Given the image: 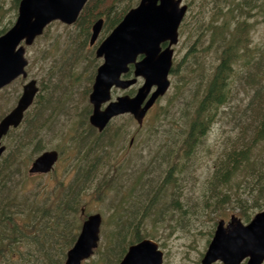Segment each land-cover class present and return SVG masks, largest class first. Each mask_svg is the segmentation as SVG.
Listing matches in <instances>:
<instances>
[{
    "label": "trees",
    "instance_id": "1",
    "mask_svg": "<svg viewBox=\"0 0 264 264\" xmlns=\"http://www.w3.org/2000/svg\"><path fill=\"white\" fill-rule=\"evenodd\" d=\"M119 1H87L76 22L82 25V43L90 38L96 20L105 19L107 34L135 3L119 6ZM188 11L191 17L182 23L181 34L187 32L191 44L181 63L189 71L193 64L202 69L194 81V97L186 103L178 139L169 143L165 154L154 156L150 151L152 158L143 165L146 173L135 178L132 186H118L123 179H117L128 171L124 161L115 167L107 161L110 151L106 145L96 151L90 147L94 136L99 139L104 134L93 126V137L75 139L71 149L75 162L68 185L20 186L9 175V157H5L0 162V264H65L67 251L76 242L85 219L82 209H87V198L92 196L102 202L110 200L114 229L107 236V246H99L89 263L118 264L131 244L154 238L146 230L147 220L154 227L159 221L187 225L191 206L182 202V193H176L199 180L193 166L203 150L213 161L202 186L206 207L218 208L216 204L224 200H235L240 209L237 216L246 221L254 211L264 210V36L259 40L254 37L257 25L264 23V0H192ZM3 25L0 23V35L10 28ZM181 63L173 65L174 77L181 76ZM40 98L39 92L36 102ZM58 101L57 106L63 105L61 98ZM53 103L51 100L48 113L39 110L41 118L29 110L20 127L11 129L7 136L12 152L30 148V159L45 149L41 133L45 126L41 124L54 116ZM172 104L171 100L169 110ZM217 126L219 139L209 145ZM87 130L86 126L83 132ZM160 157L165 169L160 164L154 167ZM145 177H149L147 182Z\"/></svg>",
    "mask_w": 264,
    "mask_h": 264
},
{
    "label": "rangeland",
    "instance_id": "2",
    "mask_svg": "<svg viewBox=\"0 0 264 264\" xmlns=\"http://www.w3.org/2000/svg\"><path fill=\"white\" fill-rule=\"evenodd\" d=\"M130 1L136 3H133L132 7H134L140 0H120L117 4L125 6ZM190 1L192 0H184L188 5ZM19 2L20 0H0V23L4 24L2 27L7 25L11 27L15 23L18 16ZM189 12H187L183 23L187 17L190 20L191 14ZM105 35L107 36L108 33L106 34V30L103 28L99 41L104 39ZM187 35V32L182 35L180 28L179 42L174 45L173 65L181 63L186 55L191 44V40L187 38ZM263 36L264 23H259L254 31V37L259 40ZM81 40L83 41L81 24L67 25L61 21L51 23L43 35L38 37L33 45L27 47V56L30 61L28 77H20L0 90V115L2 113L7 114L14 108L22 93L24 83L31 78L38 81L41 94V98L30 109L34 115H39V110L43 109L44 112L48 113L51 110L49 107L51 100L55 103H53L56 111L54 116L41 124L45 126L41 132L44 137V150L29 159L30 148L24 149L21 153L20 151L12 152L8 147L10 146V136L3 138L7 150L1 161H4L5 157H9L6 163V166L10 169L9 175L13 176L20 186H58L60 182H65L68 185L72 179L71 171L75 162L71 149L75 144L76 137L82 135L84 138H91L95 135L89 122V116L92 113L89 95L92 91L97 68L103 62V58L96 56V45L90 46L89 38L85 44ZM184 64L181 63L179 67L180 77H174L170 73L171 86L168 92L148 111L142 126H139L130 114H124L114 118L99 139L95 136L92 138L90 147L95 148V151L106 145V149L110 151V158L107 161L111 165L117 167L118 164L124 161L127 166L126 175L117 179H123V183L121 184L120 181L118 186H132L135 178L142 172L146 173L147 168L143 165L145 163L149 164L152 158L150 151H153L151 154L154 156L165 154L170 149L169 143L178 139L177 135L184 127L186 103L194 97V81L196 75L202 69V66L197 67L193 64L190 71L196 70V72L192 73L186 70ZM142 83L143 79L140 78L138 83L131 89L114 88L112 96L115 98L118 95H132ZM177 83L179 86L176 89L175 85ZM56 88L57 90L53 91ZM59 98H61L63 105L59 103L57 106ZM43 100L45 101L42 102ZM171 100L173 104L169 110L168 103ZM47 101L48 104H46ZM154 114H157L155 118ZM86 126L89 127V130L84 133ZM158 127L157 134L152 136L154 129ZM219 132L217 126L208 140L209 145L217 143ZM132 139L133 145L130 146ZM154 141L158 142L156 145L150 146L149 143H154ZM93 142L95 145H92ZM52 149L60 152V160L56 168L49 174L31 175L28 170L33 160L43 151ZM162 159L160 157L154 163V167H159L158 164H160L161 168L165 169V163ZM210 165H213V161L209 153L203 150L193 166L195 176L197 174L199 180H194L192 186H182V192L176 193V196L182 193V202H187L191 206L189 210L190 219L187 220V225L183 222L177 224L176 221H173L172 225L161 224L162 222L159 221L154 227L152 222L147 220L146 230L153 233L154 238L152 239L158 242L159 248L164 252L162 264H201V259L214 235L218 221L225 219L228 222L233 214L240 216V209L235 200L231 202L224 200L220 205L216 204L218 208H215V206L206 207L202 196V186L210 176ZM5 170L7 169H4L3 172ZM148 180L149 177H145L144 181L147 182ZM225 190L229 189L226 188ZM210 200L212 203L215 201L214 199ZM87 202L84 217L87 214L97 212L103 216L99 246L105 248L108 244L107 236L114 229L113 219L111 220L110 217L111 211L108 209L110 200L105 199L102 202L92 196L87 198ZM257 212L259 210L252 213L249 221L244 219L242 221L246 224L249 223ZM177 217L178 213L174 218L177 219ZM95 257L94 252L83 264L86 262L91 264L89 262ZM100 264H103V262L101 261ZM213 264L224 263L217 261ZM242 264H246V261Z\"/></svg>",
    "mask_w": 264,
    "mask_h": 264
},
{
    "label": "water",
    "instance_id": "3",
    "mask_svg": "<svg viewBox=\"0 0 264 264\" xmlns=\"http://www.w3.org/2000/svg\"><path fill=\"white\" fill-rule=\"evenodd\" d=\"M88 0H21L13 26L0 35V90L18 77H27L29 60L25 45H31L53 21L66 24L77 21ZM188 6L183 0H140L120 23L99 44L96 56L104 59L98 67L90 102L93 111L90 123L103 130L115 116L130 113L141 125L156 100L170 87L169 74L173 65L174 48L179 41V27ZM104 19L92 27L93 45L103 28ZM25 43L22 44V43ZM167 45L163 48V44ZM140 57V59H138ZM133 65V77L122 75ZM139 77L144 83L134 96L129 94L112 99V89H127ZM39 90L37 80L23 85L16 106L0 120V157L6 150L2 138L11 128H17ZM105 107H103V105ZM59 152L47 150L32 162L29 172L48 173L53 170ZM84 212V210L82 211ZM102 215L93 213L84 220L75 244L67 252L65 264H82L90 258L100 242ZM163 251L150 238L129 246L119 264H162ZM263 264L264 210L245 224L236 215L229 222L221 219L202 258V264L222 261L224 264Z\"/></svg>",
    "mask_w": 264,
    "mask_h": 264
},
{
    "label": "flooded vegetation",
    "instance_id": "4",
    "mask_svg": "<svg viewBox=\"0 0 264 264\" xmlns=\"http://www.w3.org/2000/svg\"><path fill=\"white\" fill-rule=\"evenodd\" d=\"M133 145V140L131 141V143H130V146H132ZM202 260V259H201ZM242 264V263H241Z\"/></svg>",
    "mask_w": 264,
    "mask_h": 264
}]
</instances>
